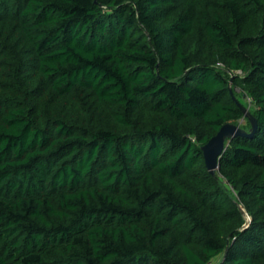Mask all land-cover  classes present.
Segmentation results:
<instances>
[{
  "label": "trees",
  "instance_id": "16d2710c",
  "mask_svg": "<svg viewBox=\"0 0 264 264\" xmlns=\"http://www.w3.org/2000/svg\"><path fill=\"white\" fill-rule=\"evenodd\" d=\"M0 264H264V0H0Z\"/></svg>",
  "mask_w": 264,
  "mask_h": 264
},
{
  "label": "water",
  "instance_id": "95a60500",
  "mask_svg": "<svg viewBox=\"0 0 264 264\" xmlns=\"http://www.w3.org/2000/svg\"><path fill=\"white\" fill-rule=\"evenodd\" d=\"M238 106L243 113V117L246 118L250 125L249 130L246 131L234 123H226L200 148L205 167L211 176H215L219 168V158L225 149L226 142L236 137H252L257 130L256 118L249 112L248 108L240 103H238ZM240 209L243 216H245L244 210Z\"/></svg>",
  "mask_w": 264,
  "mask_h": 264
},
{
  "label": "rangeland",
  "instance_id": "374dc122",
  "mask_svg": "<svg viewBox=\"0 0 264 264\" xmlns=\"http://www.w3.org/2000/svg\"><path fill=\"white\" fill-rule=\"evenodd\" d=\"M220 65V64H219ZM222 66V65H221ZM235 75H239L240 73L239 72H235L234 73ZM232 79H233V76L231 75V77H230V81H229V84H230V88H231V81H232ZM235 92H236V94H238V96H239V94L242 96L243 95V97H242V99H241V97H240V99H241V101H244L245 102V104H247V107L246 108H248L249 106H248V103H247V99L248 98H250L249 96H246V94H243L242 93V90L241 89H239V88H235ZM252 106V105H251ZM250 106V107H251ZM248 124V121L246 120V118H242L241 120H239L238 121V124L237 125H239L242 129H245V126ZM243 209V208H242ZM244 210V209H243ZM245 221H246V224H245V227H247L248 226V224H249V222H250V217L246 214L245 216Z\"/></svg>",
  "mask_w": 264,
  "mask_h": 264
},
{
  "label": "built area",
  "instance_id": "2783aa9c",
  "mask_svg": "<svg viewBox=\"0 0 264 264\" xmlns=\"http://www.w3.org/2000/svg\"><path fill=\"white\" fill-rule=\"evenodd\" d=\"M247 103H248V106L250 107V106H251V104H252V101H251V99H250V98H248V99H247Z\"/></svg>",
  "mask_w": 264,
  "mask_h": 264
}]
</instances>
